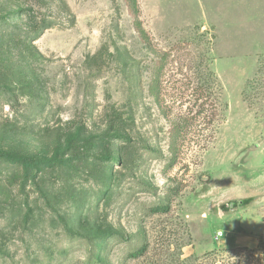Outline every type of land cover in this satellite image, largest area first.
I'll return each instance as SVG.
<instances>
[{
  "label": "rangeland",
  "instance_id": "1",
  "mask_svg": "<svg viewBox=\"0 0 264 264\" xmlns=\"http://www.w3.org/2000/svg\"><path fill=\"white\" fill-rule=\"evenodd\" d=\"M0 151V264H243L264 0H0Z\"/></svg>",
  "mask_w": 264,
  "mask_h": 264
},
{
  "label": "trees",
  "instance_id": "2",
  "mask_svg": "<svg viewBox=\"0 0 264 264\" xmlns=\"http://www.w3.org/2000/svg\"><path fill=\"white\" fill-rule=\"evenodd\" d=\"M131 2L132 5L136 8V0H131ZM48 27H49L48 23L45 26L41 27L37 32L36 36L33 38V40L39 37L43 33L44 29H47ZM0 161L13 163L24 170H28L32 167L31 163H29L27 158L21 156H13L4 151H0ZM167 210H168L167 204L155 206L152 208V211L154 212H165ZM144 249L145 246L143 245L136 251L130 253V257L134 258L141 255ZM243 249L245 252L244 254L240 255L238 261H242L243 264H264V235L259 238L257 244L253 248H243Z\"/></svg>",
  "mask_w": 264,
  "mask_h": 264
},
{
  "label": "clouds",
  "instance_id": "3",
  "mask_svg": "<svg viewBox=\"0 0 264 264\" xmlns=\"http://www.w3.org/2000/svg\"><path fill=\"white\" fill-rule=\"evenodd\" d=\"M77 259L80 261V264H85V262L87 260V255L86 254L78 255Z\"/></svg>",
  "mask_w": 264,
  "mask_h": 264
},
{
  "label": "built area",
  "instance_id": "4",
  "mask_svg": "<svg viewBox=\"0 0 264 264\" xmlns=\"http://www.w3.org/2000/svg\"><path fill=\"white\" fill-rule=\"evenodd\" d=\"M221 234V233H220Z\"/></svg>",
  "mask_w": 264,
  "mask_h": 264
}]
</instances>
